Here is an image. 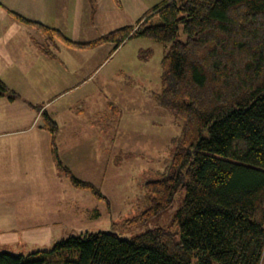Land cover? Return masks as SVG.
<instances>
[{
  "label": "trees",
  "instance_id": "1",
  "mask_svg": "<svg viewBox=\"0 0 264 264\" xmlns=\"http://www.w3.org/2000/svg\"><path fill=\"white\" fill-rule=\"evenodd\" d=\"M92 1V0H91ZM42 35L76 47L144 36L164 44L160 104L182 121L179 143L162 176L149 180L155 216L175 202L171 227L133 236L86 231L29 253L0 250V264H262L264 258V0H162L136 24L88 41L11 10ZM154 16L160 21L151 23ZM185 34V37H182ZM16 92L0 76V95ZM41 110L42 105L37 107ZM58 170L99 200L109 196L75 174L60 156L58 123L43 109Z\"/></svg>",
  "mask_w": 264,
  "mask_h": 264
},
{
  "label": "rangeland",
  "instance_id": "2",
  "mask_svg": "<svg viewBox=\"0 0 264 264\" xmlns=\"http://www.w3.org/2000/svg\"><path fill=\"white\" fill-rule=\"evenodd\" d=\"M2 1L18 7L30 18L60 28L71 39L88 41L136 24L162 0ZM160 20L154 16L150 22ZM23 23L16 27L21 30L3 36L7 45L0 48V75L17 91L15 99L10 98V93L0 95V149L7 144L9 156L12 153L16 160L8 183L14 185L21 180L22 185V180L29 178L33 185L39 176L44 178V184H51V179L59 176L54 172L55 157L48 150L26 151L37 147L27 139H51V132L43 128V108L31 110L29 102H49L48 113L54 112L52 116L61 120L67 134L60 139L66 144H61L62 157L77 176L98 185L110 201L75 187L63 175L61 193H32L38 195L41 215V207L54 205L59 194L63 203L61 214L51 221L47 217L37 221L32 212L30 216L23 213L27 211L25 191H15L13 198L11 191L0 189V250L26 254L49 249L57 240L86 231L114 230L127 237L158 225L171 227L183 193L157 215L143 216L150 206L146 183L162 176L182 129V121L158 100L163 85L164 44L135 36L114 51L111 42L92 50H73L56 38L52 50L59 60L37 57L35 46L29 43L36 44L38 37H30L28 42L24 33L35 28L26 24L22 29ZM104 106L109 115L105 112L104 121L93 122L92 117ZM66 107H72L73 113L61 114L59 110ZM46 146L49 144L41 148Z\"/></svg>",
  "mask_w": 264,
  "mask_h": 264
},
{
  "label": "crops",
  "instance_id": "3",
  "mask_svg": "<svg viewBox=\"0 0 264 264\" xmlns=\"http://www.w3.org/2000/svg\"><path fill=\"white\" fill-rule=\"evenodd\" d=\"M17 8L18 7H16V6H11V5L9 6V4L7 2H4V1L0 0V21H1V26H0V48H2L4 45H7V43L4 41L5 38L3 36H9L10 34H13L12 31H14V30H21V28H16V27L19 26V23H23V22H19V20H17V18H15V16L12 14L11 10L16 11L18 13H21L23 15H25V14L20 12V10L17 9ZM25 16H27V15H25ZM32 19H36V18H32ZM25 25L26 24H24V23L21 24L22 29L25 28ZM24 33L26 34L25 36H27L26 38H27L28 42H29L28 39L30 37L32 38L33 36L38 37L37 38L38 42L40 41V38H42V35L38 32V30L36 28L32 29V30L31 29L30 30L27 29V33L26 32H24ZM9 42H10V40H9ZM35 42H36V44H34V43L30 44L29 43V45H31V46L34 45L35 46L34 49H35V54L37 55V57L42 55V56H46V57H49V58L58 59L55 52H54L55 55L47 54L40 48V45L37 42V40ZM107 43H110V42H105V43L99 44V45L94 46V47H76V46H71V45L66 44V43L65 44L68 45V46H71L73 48V50H78L77 48H91L89 50H92L94 48H100V47L104 46ZM69 52H71V51H69ZM53 83H55V82H53ZM29 104H30L31 110L32 109L36 110L39 105H43L42 108L47 110L46 105L49 104V102L47 104H45V105L44 104H39V103H37V104L36 103H30V102H29ZM72 109H73L72 107H66L64 109H60L59 111H60L61 114H62V112H66V113L71 112V114H72L73 113ZM109 109H110V103H109ZM109 109L106 106H104L101 109H98V115L92 117V121L93 122L104 121L105 116H106L105 112H108V115H109ZM34 110H33V112H34ZM53 114H54V112H52V114H50V115L52 116ZM55 117H53V118L55 119ZM56 122L58 123L57 143H58L59 153H60V156L63 159V161L66 164H68V162H66L65 156L62 157L64 153L62 151L61 144H64V145H66V144L62 143L60 141V139H65L67 134L64 133V126H63V123L61 122V120H58V121L56 120ZM43 128L46 129V127H44V124H43ZM63 136H65V137H63ZM44 140H46V139H37L36 141H35V139H33V140L32 139H27L28 143L33 141V143L37 144V147L34 148V149H31V147H28L26 149V151H28V153H29L31 151H37L38 152L41 149H44V150L46 149V150H48L50 156L55 157L54 153H53V150H52L51 139H48V141L47 140L44 141ZM45 143L46 144L48 143L49 146L48 147L46 146L45 148H41ZM6 145L2 149H0V176H2V179H3V181L0 182V186H1L0 189L11 191L13 193V198H14V192L15 191H19V190L25 191L27 194L24 197L25 199L24 198L23 199L26 202L24 204H26L27 211L26 212L24 211L23 213H25L26 216H30V214H31L30 212H32L33 216L36 218L37 221L42 220L43 218H46V217L51 221L54 217H56L57 213L61 214V211L63 209V203H62V201H60L61 194H59V198H60L59 201L58 202L56 201L54 203V205H49L48 209H47L46 205H43L41 207V210L44 211V213L41 215L38 212V209H39L38 208L39 198H37L38 195L37 194H32V193L40 192V191L42 192L43 190L44 191H48L50 193H52V192L61 193L62 192V188H63L62 176H63V174H61L59 172V170H58L56 158H55V161H56L57 169L54 172H55V176H57V174H59V176L56 177V179L52 178L51 179V181H52L51 184H47V183L44 184V178L37 176V181L33 185H31V182H30L29 178L27 180H25V181L22 180V183H23L22 185L19 184L21 180H17L16 179L17 180L16 184L12 185V184H9L8 181H10V179L12 178V176H13V174L15 172L16 160L13 159L12 153L9 156V153L7 152V148L8 147ZM9 176H11V177H9ZM68 183H69V181H68ZM8 191H2V192H8ZM40 197H41V199H43L44 196L41 194Z\"/></svg>",
  "mask_w": 264,
  "mask_h": 264
}]
</instances>
